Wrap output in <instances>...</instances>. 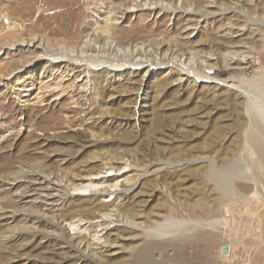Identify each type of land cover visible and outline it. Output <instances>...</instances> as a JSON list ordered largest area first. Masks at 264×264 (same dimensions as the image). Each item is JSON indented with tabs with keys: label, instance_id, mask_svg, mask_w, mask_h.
<instances>
[{
	"label": "rangeland",
	"instance_id": "374dc122",
	"mask_svg": "<svg viewBox=\"0 0 264 264\" xmlns=\"http://www.w3.org/2000/svg\"><path fill=\"white\" fill-rule=\"evenodd\" d=\"M31 37L57 51L90 38L89 54L115 57V45L166 64L143 77L41 59L0 80V264H131L152 239L166 241L154 264H264V166L233 179L232 196L201 178L205 164L249 153L243 99L227 84L263 70L264 0H0V46ZM39 50L4 48L0 76ZM171 62L228 82L194 81ZM99 171L118 181L112 194L68 190ZM97 213H107L99 241ZM164 216L186 222L149 234Z\"/></svg>",
	"mask_w": 264,
	"mask_h": 264
},
{
	"label": "bare ground",
	"instance_id": "6f19581e",
	"mask_svg": "<svg viewBox=\"0 0 264 264\" xmlns=\"http://www.w3.org/2000/svg\"><path fill=\"white\" fill-rule=\"evenodd\" d=\"M38 40L39 39L36 37H31V38H26V39L16 38L0 46V54H2V51L4 48H7L8 50H14L16 49V46H29L30 48L34 50L40 49L39 50L40 53H36L31 58L27 59V61H23L21 66L18 67L17 69H10L5 74H2L0 76V80L6 79L9 82V79L11 78V76H13L15 72H18L20 68L24 66L33 65L36 62H39V60L41 59H46L48 61L49 66H55V67L62 66L61 64L64 63L66 64V67L70 66V72H72V70H75V72L80 71V73H84V74H89L91 73V71L92 72L99 71L101 69H103L104 71H108L106 73H109L111 71L115 72L119 70H124L126 68L131 69L134 72H138V71H141L147 68L146 71L142 75L143 77L146 76L147 72L156 70V67L162 64H166L164 62L154 63L146 58L145 59H140V58L134 59L131 57L129 59L127 58L128 56H126L128 55V53L125 51L121 52L120 48L115 49L114 48L115 45L112 46V49L115 50L114 52L115 57L106 58L107 56L105 57L102 53L100 55L91 54V53L89 54L85 51L84 48L87 46H90L89 45L91 42L90 38L84 39V42L82 44H77V45L58 44L61 46V49L59 51L55 50V47L47 48L46 46H49L48 45L49 43L48 42L46 43L44 39L42 38L40 39L42 42ZM111 44H112V40L107 45L108 49ZM97 48L100 49V46H98ZM171 63H173L174 66L179 70L178 72H180L181 74H184L186 77H192L194 81H198L200 79H207V80L211 79L210 81H206V82H211L215 86H223L227 84L228 82L227 81L228 77L221 78V77H218L217 75L212 76L206 73L204 69L202 68H198V67L194 68L185 63L184 64H181L178 62H171ZM224 66L225 68H229L231 64L229 61H227ZM221 73H224V72H220V71L218 72V74H221ZM82 76L83 78H85L86 75L82 74ZM57 87L58 86L55 87L54 93L55 95H57V98H58L59 96L61 97L62 95L65 94L63 93L65 89L62 86L61 87L59 86L58 89ZM84 87H86L85 84L82 85V88ZM227 87L234 88L237 92V95L243 99L242 104L244 107L246 120H245V130L243 131L241 136L243 138V144L245 145L249 153L248 155L247 153L241 155V157L246 159L245 162H240L239 159H236L235 161V159L225 158V159H229L230 161H228L227 164L223 167H216L214 162H209L205 164V168L202 171L203 176L201 178L205 182H211L213 188L216 189L219 193L230 196L232 193H234L233 186L231 184V181L233 179H239V177L241 178L244 170H247V172L248 170H251V169L260 170L264 166V109L262 108L260 109L257 103L252 99L253 97L251 96L253 93L257 95L256 96L257 98L259 96L257 93L264 95V67H263V70L261 69L260 73L254 74L253 76H250V77H241L239 80H237V83L235 82L234 84L233 82H231L230 84L228 83ZM44 96L46 95L44 94L41 95L42 98H44ZM40 101H43V99L40 98ZM262 105L264 107V104H261V106ZM126 166H127V163H123V166L119 167L117 171H119L120 169H123ZM107 171H110V170H107ZM100 173L101 172L99 171L95 174L94 173L90 174L86 178L87 180H85L84 182L74 184L71 187L69 185L68 190L75 192L72 194L79 195V196H85L88 193L87 191H90V188H96L98 186H102L103 184H106L105 187L100 190V192L108 193L109 195L112 194V192H109L108 190L114 187L115 188L118 187V181L109 183L110 178L106 177V175H100ZM242 178L244 177L242 176ZM11 180L14 181L15 177L12 178ZM44 182H47V184L50 183V181H46V180ZM42 187H44L45 189L47 185L42 186ZM93 190L94 189H92V191ZM94 193H96V191ZM45 196L47 197L48 194H46ZM106 217H107V213H102L100 215H98L97 213L93 217L94 226H92V228L102 227L106 223L105 221ZM78 221H81L80 218H77V220L75 221H73L72 219H69V220L67 219V221L65 222V225H67L69 229L72 226L76 228L78 226L76 224ZM182 222H186V221H183V220L179 221L174 217L164 216L161 221L150 224L147 230L149 234L154 235L156 237L165 236V235H173V233L176 232V230L178 229L179 225ZM84 224L86 225L87 223L85 222ZM88 226H90V224ZM9 234H10L9 236L13 238V237H17L19 233L10 232ZM92 237L94 240H97V241L101 239V236L97 235V231L96 229L94 230V228H93ZM165 243L166 241L161 240V239H152L150 241H147L145 245H143L139 249V251L132 257L131 264H154V261L152 259L153 249L156 250L160 246L164 245ZM222 249L227 254L228 252L227 250H229L228 247L222 246ZM186 261L188 260L186 259Z\"/></svg>",
	"mask_w": 264,
	"mask_h": 264
}]
</instances>
